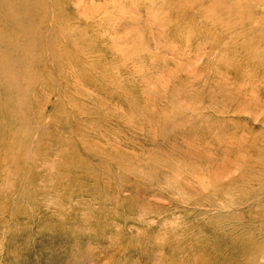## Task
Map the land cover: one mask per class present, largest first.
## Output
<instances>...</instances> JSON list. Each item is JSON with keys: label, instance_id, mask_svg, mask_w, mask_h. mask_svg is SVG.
Masks as SVG:
<instances>
[{"label": "rangeland", "instance_id": "374dc122", "mask_svg": "<svg viewBox=\"0 0 264 264\" xmlns=\"http://www.w3.org/2000/svg\"><path fill=\"white\" fill-rule=\"evenodd\" d=\"M10 5L0 264H264V0Z\"/></svg>", "mask_w": 264, "mask_h": 264}, {"label": "bare ground", "instance_id": "6f19581e", "mask_svg": "<svg viewBox=\"0 0 264 264\" xmlns=\"http://www.w3.org/2000/svg\"><path fill=\"white\" fill-rule=\"evenodd\" d=\"M12 1V0H11ZM4 2H7V0H4ZM12 5V3H11ZM10 5V9H11V13H9L8 15H4V10H8V8H3L0 10V49L1 46H11L12 45V53H8V55L6 53L2 54L1 50H0V68L2 67H7L8 72L12 69V66L14 65H18L21 66L20 61L18 60V62L16 61L15 57H14V44L17 43V39L19 38V34L17 32H14L12 34V6ZM30 7L35 8L33 3L32 5L29 4ZM47 11V10H46ZM29 14L31 15V10H28ZM48 14V12H47ZM32 17L35 18V15H32ZM20 20H25L24 16H19ZM16 24V23H15ZM18 24V23H17ZM16 26V25H15ZM8 27V28H7ZM14 28V27H13ZM16 28V27H15ZM20 29V28H19ZM22 31V30H21ZM23 33V32H22ZM258 36V35H257ZM12 37L13 40L12 41ZM260 40V39H259ZM258 40V41H259ZM37 44V43H36ZM263 44V43H262ZM39 45V44H37ZM36 46L34 45L32 49H34ZM30 49V47L28 48ZM20 51V50H19ZM18 51V52H19ZM22 67V66H21ZM16 68H20V67H16ZM12 74V71H11ZM7 89H4L5 91V95H3L2 97H0V109L1 107H3V110L0 111V118H2V116L5 114V105L7 103L8 98V92H6ZM8 98V99H7ZM19 111V110H18ZM11 114V113H10ZM7 125V124H6ZM262 191V190H261ZM259 192V191H258ZM258 204V203H257ZM259 210V209H258ZM264 211V210H263ZM262 211H260L261 213ZM260 213H258L260 215ZM258 215V216H259ZM259 223H261V226L263 227V223H264V214H261L258 218ZM257 220V219H256ZM262 220V221H260ZM258 225V224H257ZM254 230V229H253ZM257 234V233H256ZM258 243V241H257ZM255 248V247H254ZM255 255V254H254ZM256 256V255H255ZM254 256V257H255ZM257 257V256H256ZM255 257V258H256Z\"/></svg>", "mask_w": 264, "mask_h": 264}]
</instances>
